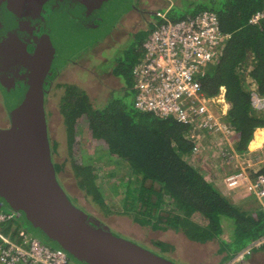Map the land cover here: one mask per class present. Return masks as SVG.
Wrapping results in <instances>:
<instances>
[{
  "label": "trees",
  "instance_id": "16d2710c",
  "mask_svg": "<svg viewBox=\"0 0 264 264\" xmlns=\"http://www.w3.org/2000/svg\"><path fill=\"white\" fill-rule=\"evenodd\" d=\"M202 5L188 7L196 8L184 14L169 11L166 16L176 22L203 11L214 12L221 31L230 35L219 61L208 66L199 80L208 98L224 90V99L229 105L224 121L235 130L236 149L243 153L248 150L255 132L264 129V111L253 108L251 99L252 89L264 98V21L248 24L254 14L264 9V0H209ZM136 60L135 57L129 69H122L121 63L116 62L112 74L122 80L124 93L110 90L103 105L95 104L89 92L78 84L59 82L53 88L60 92L57 93L58 108L65 152L69 155L66 160L73 168L77 187L90 202L104 208L106 215L130 216L140 226H151L154 231L171 230L196 244L216 241L219 254H225L222 262H227L264 234V211L260 207L243 210L189 163L186 158L193 145L186 139V126L133 108L131 70ZM53 70L45 83L48 93L60 71ZM116 94L119 95L116 97ZM82 126L86 144H91L96 152L108 153L130 173L125 189L112 206L105 204L96 185L99 169L74 158L81 155L84 159ZM56 147L54 142L50 150L53 152ZM53 166L57 175L61 165L53 163ZM225 219L234 223L233 239L229 243L221 239V222ZM155 245L166 248L162 242Z\"/></svg>",
  "mask_w": 264,
  "mask_h": 264
},
{
  "label": "water",
  "instance_id": "95a60500",
  "mask_svg": "<svg viewBox=\"0 0 264 264\" xmlns=\"http://www.w3.org/2000/svg\"><path fill=\"white\" fill-rule=\"evenodd\" d=\"M133 2L0 0V96L9 121L0 129V210L13 212L24 230L74 264H173L75 207L57 181L48 140L50 71L108 36Z\"/></svg>",
  "mask_w": 264,
  "mask_h": 264
},
{
  "label": "built area",
  "instance_id": "2783aa9c",
  "mask_svg": "<svg viewBox=\"0 0 264 264\" xmlns=\"http://www.w3.org/2000/svg\"><path fill=\"white\" fill-rule=\"evenodd\" d=\"M166 15H157L162 22L144 39L142 57L132 67L133 108L186 126V139L193 145L186 158L189 163L211 182H217L222 173L221 181L228 192L242 189L241 195L253 197L264 211V150L258 145L260 140L256 141L264 130L255 132L253 148L238 152L235 130L224 121L229 109L224 90L208 98L200 86V77L219 61L230 35L221 31L214 12L203 11L176 22ZM262 21L264 9L248 24ZM251 92L253 108L264 111V98L253 89ZM15 222L13 212L0 210V228ZM15 230V239L0 231V264H74L61 250L42 243L22 227ZM257 250H264V234L226 264H240Z\"/></svg>",
  "mask_w": 264,
  "mask_h": 264
},
{
  "label": "rangeland",
  "instance_id": "374dc122",
  "mask_svg": "<svg viewBox=\"0 0 264 264\" xmlns=\"http://www.w3.org/2000/svg\"><path fill=\"white\" fill-rule=\"evenodd\" d=\"M143 1L144 2L140 0V4L138 0H134L133 2V7L137 5L138 8H136L140 10L141 15L135 14L131 10L119 23H117L118 32L114 34L117 44L113 43L111 45L112 48L105 50L103 53L102 50L110 45L111 41L100 44L97 51L99 53L95 54L93 59L80 61L76 66H63L64 68L62 67L60 69L55 81L50 85V89L51 87L52 89L49 93L47 92L48 94L45 97L44 105L49 144L52 146L55 142L57 145V147L53 149V152L51 150L52 162L55 165H61V170L57 174V181L75 207L82 210L87 215L98 219L104 227L108 228L111 233L117 237L149 250L171 261L173 264H221L219 262L222 261L219 260V256L216 254L218 250V243L216 241L207 244H196L188 241L183 235L171 230L154 231L151 229V226H140L135 223L130 216L104 214V208L90 202V199H87L82 191L79 190L73 168L70 162L66 160L69 155L65 152L66 143L62 128V116L58 108L59 99L57 93L59 94L60 92H55V90H53L55 85L59 82L78 84L89 92L90 98L95 101V104L102 103L101 105H103L105 100L109 97L108 92L110 90H114L116 93L118 92L120 95H123L124 92H121L123 86L122 80L120 78H114L109 71L110 69L112 71L114 68V66L112 68L110 66L112 60L115 59V63L119 61L122 69H129L135 57L137 60L142 57V52L138 48L139 44L144 41L157 23L162 22L157 16L159 13H168L170 11L184 14L185 12H192L197 6L202 5L203 1L207 2L209 0ZM193 5L197 6L188 8ZM90 46L87 47L88 52L91 51L90 49L92 46ZM102 62L107 63L106 68L102 66ZM117 69L118 68H116V70ZM50 77H52L51 73ZM118 95L116 94L115 96L117 97ZM123 97L125 98L126 95ZM128 99L129 98L126 100ZM8 126L9 121L0 96V129H5ZM81 129L84 133V126H82ZM86 142L84 133L81 142L82 151L85 152L84 159L82 160L81 155L74 158L79 163H92L99 169L96 185L101 191L104 201H106L105 204H107L108 207L112 206L118 201V195L125 189L124 185L130 173L122 163H115V160L111 159L108 153L103 151L96 152V150H94L95 148L89 143L86 144ZM221 177L222 173L217 176V182H211L208 179L207 181L213 184L221 193L226 194ZM242 192L243 190L240 189L230 195H226H228L230 199H235L237 205L243 210L258 208L256 200L251 196H247L241 200ZM221 225L223 228L221 239L229 243L231 239H233L234 223L225 219L222 220ZM161 241L166 245V248H160L155 245L157 242ZM260 253L261 254H258V256H255L254 264H264V250ZM249 258L244 263L240 264L250 263ZM226 263L227 262H224L223 264Z\"/></svg>",
  "mask_w": 264,
  "mask_h": 264
},
{
  "label": "flooded vegetation",
  "instance_id": "af4514ba",
  "mask_svg": "<svg viewBox=\"0 0 264 264\" xmlns=\"http://www.w3.org/2000/svg\"><path fill=\"white\" fill-rule=\"evenodd\" d=\"M138 2H139V4L141 3L140 2V0H138ZM142 2H144L143 0H142ZM137 5H134V7L131 9L132 10V12H134L135 14L137 13V14H140L141 15V12H140V10H138L137 8ZM129 13V12H128ZM128 13H126V14H128ZM126 14H124L122 17H121V19L122 18H124L125 16H126ZM41 15L42 16H44V17H47L48 15H49V10L47 9V8H45L44 10H42V12H41ZM120 22V20L118 21V23ZM117 24L114 26V28L111 30V32L108 34V36H106L102 41H100V42H96V43H94V44H92L91 46H92V48L90 49L91 51H89L88 52V50H87V47L85 48V49H82L81 51H79L77 54H75V55H73L66 63H65V65H73V66H76V65H78V63L80 62V61H83V60H90V59H93L94 58V55L95 54H98L99 52H97L98 51V48L100 47L99 45L100 44H103V43H105V42H110L111 41V44L110 45H108V46H106L103 50H102V53L105 51V50H109L110 48H112L111 47V45L113 44V43H116L117 44V42L115 41V36H114V34L116 33V32H118V29H117ZM38 28L39 27H36L35 29H34V31H33V34L34 35H40L41 34V28H40V30H38ZM116 28V29H115ZM114 30V31H113ZM114 39V40H113ZM90 46V47H91ZM31 48H33V47H31ZM30 47L28 48V49H30V50H32ZM117 57V56H116ZM102 64V66L105 68V67H107V63L106 62H102L101 63ZM115 59H113L112 60V62L110 63V66H111V68L113 67V66H115ZM64 65V66H65ZM113 70V69H112ZM54 71V70H53ZM57 71V70H56ZM110 72H111V74H112V71H111V69L109 70ZM50 73L52 74L53 72H52V70L50 71ZM112 76H114L113 74H112ZM48 77H50V74L48 75ZM47 77V78H48ZM46 78V79H47ZM114 78H119V77H116V76H114ZM45 83H47V80H45ZM45 83H44V89H45ZM21 85H19L18 86V88H19V90L21 89ZM112 91H114V90H112ZM48 91H46V93H45V95H44V97H46V95L48 94L47 93ZM44 103H45V98H44ZM44 108H45V105H44ZM46 122H47V120H46Z\"/></svg>",
  "mask_w": 264,
  "mask_h": 264
},
{
  "label": "crops",
  "instance_id": "0c3cea01",
  "mask_svg": "<svg viewBox=\"0 0 264 264\" xmlns=\"http://www.w3.org/2000/svg\"><path fill=\"white\" fill-rule=\"evenodd\" d=\"M264 129H260L259 131H263ZM258 140H260V141H258ZM257 141L258 142H260L258 145H261V150H264V138H259ZM254 143V140L252 141V143L250 144V146L249 147H251L252 146V144ZM256 146L257 145H255V148H256ZM251 148H253V147H251ZM215 182V181H214ZM225 188V187H224ZM225 193L226 194H232V192H229L228 193V191H227V189L225 188ZM224 196H226V197H228L229 198V196L228 195H226V194H224V193H222ZM245 197H247L245 194H243V195H241V200H243ZM232 200V202L234 203V204H237V201L234 199H231ZM240 200V201H241ZM257 205H258V207H260V205H259V203H257ZM19 227H21V225H20V223H16L15 225H4V226H1V228H0V231H1V233L3 234V235H5V236H7V237H10V238H13V239H15L14 238V232L16 231L15 229H17V228H19ZM161 242H163V241H161ZM218 250H219V246H218ZM216 251V254H218V256H219V260L220 261H222V259L225 257V254L223 253V254H219V251ZM260 252H262V250L260 251H254L248 258L250 259V263H248V264H254V258H255V256H258V254H261ZM248 258H246L242 263H244ZM219 263H221V264H223V262H219Z\"/></svg>",
  "mask_w": 264,
  "mask_h": 264
},
{
  "label": "bare ground",
  "instance_id": "6f19581e",
  "mask_svg": "<svg viewBox=\"0 0 264 264\" xmlns=\"http://www.w3.org/2000/svg\"><path fill=\"white\" fill-rule=\"evenodd\" d=\"M216 105H217V106L220 105L219 99L217 100ZM263 136H264V133H261L260 136L257 135V136H256V141H257L259 138H264ZM253 144H254V143H253ZM253 144H252V145H253Z\"/></svg>",
  "mask_w": 264,
  "mask_h": 264
},
{
  "label": "clouds",
  "instance_id": "9594fccd",
  "mask_svg": "<svg viewBox=\"0 0 264 264\" xmlns=\"http://www.w3.org/2000/svg\"><path fill=\"white\" fill-rule=\"evenodd\" d=\"M19 223V222H18Z\"/></svg>",
  "mask_w": 264,
  "mask_h": 264
}]
</instances>
